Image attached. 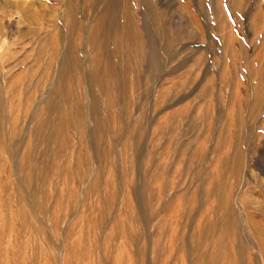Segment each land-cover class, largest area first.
Here are the masks:
<instances>
[{"label":"rangeland","instance_id":"374dc122","mask_svg":"<svg viewBox=\"0 0 264 264\" xmlns=\"http://www.w3.org/2000/svg\"><path fill=\"white\" fill-rule=\"evenodd\" d=\"M0 264H264V0H0Z\"/></svg>","mask_w":264,"mask_h":264}]
</instances>
